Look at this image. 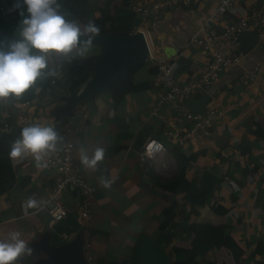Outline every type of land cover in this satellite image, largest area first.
<instances>
[{"label": "crops", "instance_id": "1", "mask_svg": "<svg viewBox=\"0 0 264 264\" xmlns=\"http://www.w3.org/2000/svg\"><path fill=\"white\" fill-rule=\"evenodd\" d=\"M86 1L78 0L79 6L84 7ZM147 1L114 0L109 7H117L115 15L105 8L84 19L86 24L92 21L98 25L96 36L114 34L109 29L116 26L129 33L150 32L153 45L147 40L150 56L145 61L112 81L103 93L78 103L67 119L71 97L78 92L65 95L56 88L57 84L44 92L38 90L26 104H15L13 98L0 101V134L8 133L15 140L21 128L34 121L54 124L58 133L66 123L70 126V140L76 147L74 163L96 189L91 209L94 264H177L178 253L188 254L194 245L216 241L222 235L232 237V243L208 252L193 264H264V43L258 41L252 51L244 54L238 50V42L236 51L245 57L239 65L227 69L207 92L209 103L218 104L223 111L222 118L214 123L210 138L197 137L186 147H179L166 136L167 125L151 111L163 93L156 80V67L163 61L172 63L179 85L199 77L204 56L188 43L199 35L220 0H199L164 11L155 20L139 19L140 25L133 30V21L138 18L133 20L130 7ZM250 11L264 13V0H237L225 25ZM102 54L103 48L93 40L86 58L74 54L55 58L79 60L94 75ZM49 63L53 65L52 57ZM254 66L259 69V78L247 86L245 77ZM58 72L56 80L67 88L68 78ZM200 98L201 93L193 100ZM161 114L170 113L163 108ZM151 140L160 141L165 154L143 171L139 168V155ZM82 146L89 152L97 147L105 150V158L95 170L81 164ZM9 161L14 185L0 196V240L11 231L20 232L30 247L46 232L51 234L50 241L55 246L74 239L78 227L57 237V231L47 228L48 216L36 211L47 201L57 173L38 167L31 156ZM208 171L220 180L209 197L189 202L184 199V192L171 187L178 176L188 181L200 180ZM101 177L111 182L110 187L100 183ZM29 200L36 201L37 207L28 208ZM79 200L70 190L62 199L77 225ZM169 208L173 214L171 224L161 229L165 221L162 213ZM187 216L188 222L183 224ZM168 232L169 241L163 242Z\"/></svg>", "mask_w": 264, "mask_h": 264}, {"label": "built area", "instance_id": "2", "mask_svg": "<svg viewBox=\"0 0 264 264\" xmlns=\"http://www.w3.org/2000/svg\"><path fill=\"white\" fill-rule=\"evenodd\" d=\"M197 2L199 0H149L143 4L131 5L130 11L141 21H148L157 19L164 11L193 5ZM236 4L237 0H220L215 11L206 18L199 35L190 39L188 46L199 49L205 61L204 69L197 79L185 85H179L174 77L172 63L163 61L156 67V80L163 93L152 106L151 111L167 125L166 136L179 147H186L190 141L197 137L210 138L214 123L223 116L219 105L209 103L210 100L202 113L189 111L185 108V102L194 99L195 95H199V93L208 92L211 85L227 69L241 63L245 56L236 51V46L242 35L256 29L258 41L264 43V13L250 11L225 25L227 14L234 9ZM219 26L222 27L216 30ZM143 35L146 42L148 40L152 47L153 41L150 32L146 31ZM149 43H147L148 48ZM258 78L259 69L254 66L247 72L245 82L247 86H252ZM261 80L264 82V76L261 77ZM163 108L167 109L170 114L162 115ZM7 127L5 124L4 129ZM70 133V126L66 123L59 133L62 139L58 150L45 158L46 167L44 168L55 171L57 176L47 201L39 205L36 211L37 213L44 212L48 216L47 228L48 230L52 229L66 218L67 212L62 203L65 192L70 190L76 193L80 198L78 231L83 237L84 256L89 264H94L91 209L96 189L87 183L82 169L74 163L76 147L70 140ZM164 154L165 148L160 141H147L139 155V168L145 171L151 161L162 159Z\"/></svg>", "mask_w": 264, "mask_h": 264}, {"label": "clouds", "instance_id": "3", "mask_svg": "<svg viewBox=\"0 0 264 264\" xmlns=\"http://www.w3.org/2000/svg\"><path fill=\"white\" fill-rule=\"evenodd\" d=\"M22 7L24 10L20 11ZM8 11L17 12L22 20L18 38L7 44L0 42V101L23 97L35 89L38 81L59 76L49 66L50 57L74 54L86 58L100 31L92 21L81 25L66 19L59 11L57 0H15ZM61 139L54 124L30 122L21 128L8 155L12 160L31 156L38 167H46L45 158L58 150ZM104 158L102 147L91 152L87 147L79 149L80 162L87 169L95 170ZM100 183L105 188L111 184L103 177ZM27 207L35 208L37 202L29 200ZM32 252L29 242L18 231H11L6 239L0 240V264H16Z\"/></svg>", "mask_w": 264, "mask_h": 264}, {"label": "trees", "instance_id": "4", "mask_svg": "<svg viewBox=\"0 0 264 264\" xmlns=\"http://www.w3.org/2000/svg\"><path fill=\"white\" fill-rule=\"evenodd\" d=\"M113 1L114 0H87L84 7L79 6L78 0H57V3L59 4V11L66 17V19L85 25L86 23L84 19L95 10L106 8L112 15H115L117 7H109ZM14 2L15 0H0V42L5 44L18 38L21 27L22 17L19 16L17 12L10 13L8 11ZM23 10L24 9L22 7L20 11ZM132 15L134 17L133 20L138 18L133 13ZM138 21L139 19H137V22L133 21V30H136L140 25ZM109 31H112L117 36L130 34L129 32L122 31L118 26L112 27ZM55 57L56 56H52L54 63L53 65L49 63V66L54 70L60 71L62 75L68 78V87L63 88L60 81L58 82L55 77L49 76L38 81L35 89L30 90L23 97L13 98V102L15 104L22 105L31 102L35 98L38 90L44 92L49 88H53L55 84H57L56 88L59 87V90L65 95L75 92L79 93L80 89L90 80L92 71L87 66L83 65L79 60L75 61L73 59H69L68 61H63L58 59L56 60ZM13 141V136L8 133L0 134V196L10 191L14 185V173L8 157L10 146ZM219 182V178L213 172L208 171L205 172L200 180L195 178L188 181L184 178V176H178L175 178L171 187L173 190L179 189L184 192V199L189 202H193L195 198L211 196ZM162 217L163 219L165 218V221L162 222L161 229H165L171 224V219L173 217L172 208L164 210ZM189 217L190 216L186 217L183 224L188 222ZM77 227L78 225L77 223L75 224L74 218L67 213L65 220L57 223L51 230L57 231L56 236L60 237L63 234H70L72 230L77 229ZM171 227L173 228L174 226ZM168 235L169 232L167 233L166 238L163 239V242L169 241ZM232 241V237L222 235L216 241L196 244L190 249L188 254L184 252L177 254V264H193L198 258H203L208 252L225 247L226 245L231 244ZM40 257L41 253L34 250L30 257L20 258L17 262L20 264H33ZM205 264L213 263L206 262Z\"/></svg>", "mask_w": 264, "mask_h": 264}, {"label": "water", "instance_id": "5", "mask_svg": "<svg viewBox=\"0 0 264 264\" xmlns=\"http://www.w3.org/2000/svg\"><path fill=\"white\" fill-rule=\"evenodd\" d=\"M94 41L103 48V54L98 61L95 74L78 95L71 97V108L66 119L74 106L103 93L112 81L145 61L149 55L148 44L140 31L125 36L115 34L96 36ZM257 42V30L253 29L242 35L238 50L248 54L255 48ZM209 100L210 95L202 92L200 99L187 100L185 108L193 113H202ZM50 239L51 234L46 232L38 241L32 243L31 248L41 253V257L33 264H89L84 256L81 232L70 242L60 246L53 245Z\"/></svg>", "mask_w": 264, "mask_h": 264}]
</instances>
